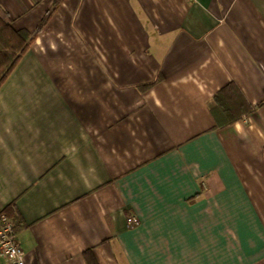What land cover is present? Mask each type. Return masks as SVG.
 Listing matches in <instances>:
<instances>
[{
    "label": "crops",
    "instance_id": "crops-1",
    "mask_svg": "<svg viewBox=\"0 0 264 264\" xmlns=\"http://www.w3.org/2000/svg\"><path fill=\"white\" fill-rule=\"evenodd\" d=\"M48 12L0 85L24 264H264V0H0ZM229 87L250 113L217 126Z\"/></svg>",
    "mask_w": 264,
    "mask_h": 264
},
{
    "label": "trees",
    "instance_id": "trees-1",
    "mask_svg": "<svg viewBox=\"0 0 264 264\" xmlns=\"http://www.w3.org/2000/svg\"><path fill=\"white\" fill-rule=\"evenodd\" d=\"M50 14L48 12L43 18L33 36L24 31H14L0 15V85L29 48L34 36L42 30ZM213 100L214 106H210V111L221 119L219 123L220 120L217 119V126H228L250 113V107L236 94L233 87L222 90Z\"/></svg>",
    "mask_w": 264,
    "mask_h": 264
},
{
    "label": "built area",
    "instance_id": "built-area-1",
    "mask_svg": "<svg viewBox=\"0 0 264 264\" xmlns=\"http://www.w3.org/2000/svg\"><path fill=\"white\" fill-rule=\"evenodd\" d=\"M188 1L194 2L195 0ZM138 224L139 221L135 217L127 218L129 228ZM0 257L4 264H24V254L16 241L12 225L3 213L0 214Z\"/></svg>",
    "mask_w": 264,
    "mask_h": 264
}]
</instances>
